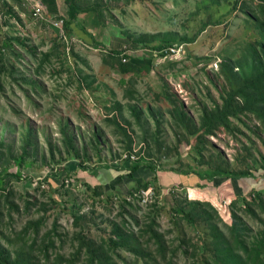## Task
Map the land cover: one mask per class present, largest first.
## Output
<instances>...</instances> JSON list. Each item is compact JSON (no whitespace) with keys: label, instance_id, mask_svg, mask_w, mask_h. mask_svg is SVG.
<instances>
[{"label":"rangeland","instance_id":"obj_1","mask_svg":"<svg viewBox=\"0 0 264 264\" xmlns=\"http://www.w3.org/2000/svg\"><path fill=\"white\" fill-rule=\"evenodd\" d=\"M81 1L104 4L103 18H94V14L81 15H85L82 18L85 27L76 26L75 34L70 36L64 28L58 29V33L51 29L44 33L35 26L20 25L16 19L4 26L0 15L1 44L7 37L15 36L29 41V47L35 48L38 55L55 52L51 62L38 73L39 59L36 60L32 53H25L24 47L20 46L22 58L12 57L18 68V79L5 75L0 85V143L5 141L7 144L5 149H0V171L5 168L10 173H18L19 168L13 164L11 156L21 155L29 142L32 143L29 147L32 154L28 164L34 163L23 169L29 180L9 179L7 193H14L11 202L18 209L12 210L7 198L0 197L4 214L0 218V241L15 249V243L22 241L20 235L28 223L46 216L48 220L41 231L37 249L42 245V238L53 230L57 222L56 247L50 253L53 257L62 255L70 258L77 248L78 230L73 226L74 213L79 211L88 218V223L83 225L84 232L90 240L101 243L111 238V224L117 222L122 225L123 220L127 223V232L139 238L149 219L156 217V205L163 212L157 218V230L166 238L169 256L177 253L170 264H207L210 256H202L200 246L205 239L209 243L213 240L208 224L202 221L198 222L201 225L195 226L177 217L173 210L177 205L187 204L188 200L212 203L220 215L208 207L213 213V223H218L229 237L232 236V203L243 201L254 189L264 190V170L257 168L264 158V131L257 119L245 118L244 124L236 122L235 133L222 130L210 138L212 151L223 154L230 168H247L244 159L252 152V158L259 161L255 170L261 177L259 182L248 184L249 181L243 179L217 178L215 182L205 180V187H200V182L184 186L179 180L180 175L176 174L178 170L193 173L202 172L205 168L197 166L195 156L189 154L186 144L189 137L178 132L171 112L174 103H179L199 124L205 107L222 103L223 88L229 83L221 66L228 62L234 73L244 68L239 71L238 65L244 66L243 58L249 45L260 39L256 25L244 11L245 8L256 10L260 2L246 1L239 10H234L235 0ZM57 20L61 27L62 20ZM219 21L223 24L214 26ZM210 23L214 25L200 34ZM197 36L195 42L180 44L185 45V51L174 59L157 57L153 50L177 38ZM143 37L148 38L151 49L134 45ZM100 43L105 47L96 49ZM124 45L132 46L134 51L129 55L134 62L152 67L150 74L135 78L136 100L126 96L124 81L131 78L123 77L103 60L104 49L122 51ZM88 77L87 82L85 78ZM135 105L142 112L140 125L131 115V107ZM114 121L127 128L128 138L133 141L134 156L126 153L128 139L117 131ZM158 126L161 129L160 141L169 150L167 155L162 153L163 157L158 154L155 144ZM63 129L74 140L79 160L66 155ZM95 137L100 144L95 142ZM146 145H150L155 162L162 171L158 173L162 189L160 194H156L154 175L142 168L135 177L153 182L151 189L156 195L138 208H128L123 218L121 198L130 196L135 181L121 170L124 166L129 168L131 160L137 158L135 154ZM143 156L147 159L145 153ZM128 157L130 160H126ZM100 163L112 168L106 174L113 173L114 180L106 182V178H99L97 181L88 173L79 172L80 166L94 170ZM63 168L71 170L73 180H76L74 184L67 182V171ZM103 171L106 170H100ZM47 178L53 187L46 184ZM86 184H97L93 188L105 186L107 193L100 196L104 203L88 194ZM53 200L57 204H53ZM29 201L36 205L33 209L27 208ZM187 207L192 209L190 205ZM242 215L249 227L245 235L253 242L264 229V209L256 208V215L244 212ZM6 239H12L13 244ZM144 250L151 257L146 263L121 250L119 264H169L155 261L156 254L146 248Z\"/></svg>","mask_w":264,"mask_h":264},{"label":"trees","instance_id":"obj_2","mask_svg":"<svg viewBox=\"0 0 264 264\" xmlns=\"http://www.w3.org/2000/svg\"><path fill=\"white\" fill-rule=\"evenodd\" d=\"M225 1L227 2L229 0ZM246 1L251 0H235L233 3V9L239 10V7L242 4H245ZM258 1L260 2V5L256 10L245 8L244 12L256 25V28L260 33V39L249 45L248 51L243 58L244 66L241 64L238 65L239 71L244 67L242 71L234 73L230 69L233 67H231L228 62L222 64L221 71L225 74L229 83L227 84L228 87L225 84V87L223 88L221 95L222 103H216L213 107H205L201 113L199 124L194 122L185 111L183 105L181 106L179 103H174L171 115H173L175 120L176 128H178L177 130L179 133L189 137L190 140H186L187 150L190 152H188L189 154L195 156L193 158L196 165L205 168L202 172L196 171L192 173V171L187 170H178L177 173L174 172L180 176L184 177L189 176L190 174H195L199 179L209 180L210 182H215L217 178L237 181L243 179L249 182H252L253 180L259 182V180H261V177H259L255 171L259 161H255L252 158V152L244 159L247 168L233 169L228 166V162H226L223 154L212 151L213 144L210 141L211 137L216 136L222 130L235 133L237 131L236 122L244 124L245 118L257 119L262 131H264V0ZM65 4L66 12L58 19L63 21V28L68 36L75 34L73 27L75 24L79 23L81 15L94 14V18H103L104 13L102 11V6L104 4H99L97 2L93 4H85L81 0H65ZM0 15L2 16L1 18L4 26L6 24L10 25V20L13 19H16L20 25H24L21 16L15 11L14 7L8 0H0ZM220 22L221 21L216 22L218 24L215 25L213 23L206 25L201 30L200 34L204 33L208 26H219L223 24ZM198 36L195 38H177V40L166 42L164 45L153 50H155V52H163L166 49L174 48L175 45L195 42L198 39ZM28 42L29 41L21 37L9 36L4 40L3 44L0 43V85L3 84V78L5 75H9L13 77V79L17 78L16 74L18 73V68L17 65L12 62V57L18 59L22 58L23 55L18 49L20 46L24 47L25 53H32L36 60L39 59L37 67L38 73H41L46 65L51 62L52 57L55 54V52H52L53 50L38 55L37 50L29 47ZM134 45H139L140 47L144 45L145 48L151 49L147 37L136 40ZM101 47L105 46L100 43L97 45L96 49H102ZM131 51L134 50H132V48H126L122 51H109L104 49L106 54L103 60L109 68L117 71L123 77L131 78L128 81L127 79L124 81V86L127 88L126 96L132 100H136L135 96L137 92L134 83H137V78L150 74L152 67L134 62L133 57L129 55V52ZM9 55H11V57H9ZM166 56L167 55L161 54L160 58L166 59ZM125 60H127V62H125ZM89 79L90 77L85 78V81L88 82ZM131 115L137 121V124L140 125L142 112L139 111L137 105H135L134 108L131 107ZM112 123L117 131L128 139L126 153L130 155V157L134 156L133 141L128 138L129 132L127 128L123 127L118 121ZM160 133L161 129L160 126H158L155 132V144L158 154L163 157L162 153L165 152L164 155H167L169 150L166 148L165 144L160 141ZM62 134L64 135L63 145L66 155L74 160H79V151L75 146L71 135L69 134L68 136L66 129L62 130ZM95 142L100 144L98 137H95ZM30 146H32L31 142L23 148V153L21 155L11 156L13 164L19 168L18 173H10L8 169L5 168L0 171V197L7 198L12 210L18 209V206L11 202L14 193L11 191L7 193V190L9 189V179L13 177L21 181L29 180V177L23 173V169L26 166L34 164H28V158L31 157L32 154V151L29 150ZM6 147V142L2 141L0 143V149H5ZM95 150L99 152L96 148ZM143 153L146 154L147 159L144 158ZM135 155H137V158L131 160L130 167L128 168L124 166L121 170V172H127V177L130 180L135 181V186L132 188L130 196L121 198V217L123 218L124 214L127 213L126 210L128 208H138L143 201L142 193L151 188L153 182L157 184L156 194H160V189H162L159 185L158 178V173L162 171L159 170V167L155 162V157L151 152L150 145H146V147L142 148L140 153ZM180 156H182V154H180ZM84 157H87L86 154H84ZM130 157L126 160H130ZM0 160H2L1 156ZM238 161H241V159ZM248 162L253 163L250 164ZM142 168H146L154 175L152 179L153 182L137 179L135 177V174H137ZM257 168L264 170V158L261 166ZM63 169L67 171V182L69 184H74L76 180H73L71 170L69 168ZM111 169L110 166L102 165L100 163L94 168V170H91V168L87 166H80L79 172L88 173L91 177L96 178L99 175L100 170ZM49 181L48 178L45 179L46 184L53 187ZM91 186L86 184L85 188L88 194L97 197V200L102 199V197H100L102 193H107L105 186L97 188H93V185ZM199 186L205 187V185L202 184ZM254 190L255 191L250 193L249 196H245L243 201L235 200L232 203L234 211L233 224L231 226L232 236L230 237L218 223H213L214 217L212 216L213 213L211 210L215 211L217 215H219V211L212 203L188 200L189 202L187 204L177 205L174 208L173 213L190 224L199 226L202 223L198 224V222L202 221L203 223L208 224L209 229L212 232L213 240L209 243L205 239L204 244L200 246L202 256H210V258L207 259V264H264V229L257 234L253 242H250L249 238L245 235V232L248 231L249 227L242 215L243 212L256 215V208L260 207L264 209V190ZM156 194L154 193V195ZM107 201L109 202V200ZM132 201H135L136 203H133ZM52 202L53 204H57L55 200ZM99 202L104 203V200H100ZM188 205H190L192 209H188ZM35 206L36 205L31 201L27 202L28 209H33ZM45 207L46 206L43 208L45 209ZM154 207L157 211L156 217L149 219V224L146 226L145 230L141 232L139 238H135L132 233L127 232V223L123 220L122 225L117 224V222L111 224V238L106 241L103 240L101 243H96L90 240L84 232L83 225L88 223V218L81 215L79 211L74 213L73 226L78 230V233L76 234L77 239L75 241L77 243V248L70 258H66L62 255H56L53 257L50 253L52 250H55L56 247L55 237L57 236H55V233L59 229L57 222L54 224L53 230L42 238V245L37 249L41 231L48 220L46 216H43L37 221L28 223L27 227L20 235L22 241H16L15 249L12 250L0 241V264H119L118 260L121 259L119 251L121 250L129 252L134 255L135 258L146 263L151 257L146 253L144 248L152 251L153 254H156L157 257L154 259L155 261L169 264L173 263L174 257L177 253L175 252L172 257L169 256V248L166 243V238L160 234L159 230H157V218L163 212L162 209L156 207V205H154ZM208 207H210L211 210L208 209ZM3 216L2 203L0 202V218H3ZM2 235L5 234L2 233ZM33 238L34 240H32ZM6 240L10 244H13L12 239ZM31 240L32 242H29ZM184 246H187L186 243H184ZM189 253L190 251L187 252V254Z\"/></svg>","mask_w":264,"mask_h":264},{"label":"crops","instance_id":"obj_3","mask_svg":"<svg viewBox=\"0 0 264 264\" xmlns=\"http://www.w3.org/2000/svg\"><path fill=\"white\" fill-rule=\"evenodd\" d=\"M12 6L14 7L15 11L21 16L24 25L29 26L32 28V26H35L39 32L48 33L51 30H54L55 32H59L58 29L61 30V27L58 25L56 21L59 17L65 14L66 12V4L65 0H8ZM35 2H41L42 4V17L36 18L33 4ZM64 12V13H63ZM85 16V15H84ZM84 16L79 18V23L74 25V29L76 26H84L82 24V18ZM25 27V26H24ZM85 27V26H84ZM85 32L88 34V31L85 30ZM126 48H132V46L124 45L123 49ZM132 52V51H131ZM106 171L99 172V176L96 178L91 177L92 179L99 178H106V182H110L115 179L114 174H106L108 173ZM197 177H181L179 178L180 182L183 183L185 186L186 184L192 185L193 183H201L202 185L205 184V180L200 179L201 181L197 180ZM96 181V182H97ZM253 183H257L255 180L252 181ZM248 184H252L251 182H248ZM92 185V184H91ZM97 185V184H94ZM93 185V186H94ZM116 185V184H114ZM180 186V185H179Z\"/></svg>","mask_w":264,"mask_h":264},{"label":"built area","instance_id":"obj_4","mask_svg":"<svg viewBox=\"0 0 264 264\" xmlns=\"http://www.w3.org/2000/svg\"><path fill=\"white\" fill-rule=\"evenodd\" d=\"M26 1H28V0H26ZM33 7H34L35 16L37 18H41L42 17V4H41V2H35L33 4ZM184 51H185V45H181V46L177 45V46H175V48L165 50L162 54L167 55L166 59H169V58L174 59L175 56L180 57ZM125 62H127V60H125ZM142 195H143L142 203L145 204L149 201V199H151L153 197L154 193H152V189L149 188L146 192H143Z\"/></svg>","mask_w":264,"mask_h":264},{"label":"clouds","instance_id":"obj_5","mask_svg":"<svg viewBox=\"0 0 264 264\" xmlns=\"http://www.w3.org/2000/svg\"><path fill=\"white\" fill-rule=\"evenodd\" d=\"M63 22V21H62ZM57 23H59V22H57ZM63 29V24H62V26H61V30ZM175 46H177V45H175ZM179 46H181V45H179ZM175 48V47H174ZM169 49H171V48H169ZM166 50H168V49H166ZM165 51V50H164ZM163 51V52H164ZM163 52H156L155 54H156V56L157 57H161V54L163 53ZM129 53H131V52H129ZM160 54V55H159ZM162 55H164V54H162ZM198 178V177H197Z\"/></svg>","mask_w":264,"mask_h":264}]
</instances>
